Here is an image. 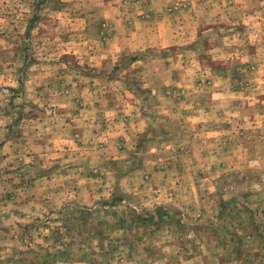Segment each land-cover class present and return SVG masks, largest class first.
Masks as SVG:
<instances>
[{
    "label": "rangeland",
    "instance_id": "1",
    "mask_svg": "<svg viewBox=\"0 0 264 264\" xmlns=\"http://www.w3.org/2000/svg\"><path fill=\"white\" fill-rule=\"evenodd\" d=\"M83 1L0 0V264H264L263 8L225 6L201 39L190 35L185 47L207 58L203 72L169 69L160 53L141 59L151 70L125 54L124 72H109L163 91L169 76H185L203 82L191 88L200 97L216 79L233 103L196 100L187 113L208 111L193 128L150 97L143 133L116 138L105 114L94 129L103 140L77 133L83 146L64 154L52 145L76 93L71 68L88 59ZM197 1L171 0L166 10ZM125 103L134 107L122 119L135 117Z\"/></svg>",
    "mask_w": 264,
    "mask_h": 264
},
{
    "label": "crops",
    "instance_id": "2",
    "mask_svg": "<svg viewBox=\"0 0 264 264\" xmlns=\"http://www.w3.org/2000/svg\"><path fill=\"white\" fill-rule=\"evenodd\" d=\"M143 1L149 2L143 4ZM169 1L171 0L83 1L86 7V13H84L83 17V30L85 31V39L87 40L85 41V46L81 47L86 49L88 54L86 58L88 59L87 61L86 59L78 61V65H80L78 66V70L75 69L76 66H74L75 68H71L78 73V78H75L73 75V79L71 80L76 93H73L72 100H69V109L59 114V118L62 121L58 122L59 124L55 130L57 139L54 145H52L56 150H61L64 154H68L74 148L82 147V143L74 138L77 136V133L82 135V138L78 139L83 143H85L83 137L86 133L95 139L100 137V140H103L104 134L95 132V130H98L99 125L97 119L99 118L104 122L105 118L102 115L105 114L107 116L106 124L109 127H116L113 131L116 138L130 133H143L150 125V115H147L149 113L147 102L150 100V97L151 100L159 103L161 114L167 117L183 118L181 120L182 126L186 124L193 128L201 126L199 121L196 122L197 118H199L197 114L202 116L208 111L204 107V110H195L196 114L187 113L186 108H190L196 100L201 99L206 103H217L218 100L222 102L224 98L226 104L228 100L233 103V95L228 94V90L222 91L223 87L218 86L216 79L208 82V86L212 88L213 94L211 96L200 97L199 94L195 93L197 89L191 91V88L203 85V82L198 81L197 84L196 81L193 82L185 76L181 78L169 76L167 80L163 81V91L157 84L152 86L148 83V79H143L144 85L142 84L143 87H140L135 85L131 80H121L119 72L113 75L109 73L111 69L124 72L125 63H123L122 59L125 54H133L134 59H136L137 55H140L137 60L131 62V66L135 67L143 59L158 57L157 53H160L161 56L159 57L166 56L168 60L170 59L168 65L172 67L169 69L180 68L184 75L185 71L188 74L189 70H196V68H199L203 72V70H206L205 63L207 62V58L203 54L199 55V51L195 50L196 48L185 46L195 40L201 39V33L206 31L203 29L208 27L207 22H215L220 17L221 12H224L225 6L233 8L241 5V7H244L246 3H249L257 6L259 9L263 8L262 11L264 10V1L260 0L240 1V4L236 3L239 2L237 0H200L191 9L169 12L166 10ZM201 7L204 8L199 10L198 8ZM148 10L152 11L150 18L138 16V13L141 14L143 11ZM249 12H252V10H247L244 14L247 15ZM248 17L253 18L254 14H249ZM190 35H193V41H191L192 37ZM102 38L108 40L105 42ZM78 46L80 47V44ZM169 47L173 48L174 54L165 53V50ZM186 56H190L192 60L190 58L187 59ZM140 63L144 70H151L153 68L150 67L151 62H148L149 64L145 62ZM178 72L179 70H176V73ZM170 79L173 80L168 81ZM112 85H119L122 88L121 92L124 94L120 96L118 91H113ZM170 88H179L175 89V91H180V95L177 92L173 93L174 96L171 93L168 94L167 90ZM187 92L189 95H185ZM172 97L177 104L168 103L172 100ZM176 98L181 100V102L177 101ZM129 99L131 103H135L136 112L135 117L125 118L127 121L129 119L127 125V123H124L125 120L122 117L125 114H129L130 110L134 107V105H131V109H128L129 104L125 102H128ZM88 103L95 105L86 107ZM73 104L74 108H72ZM80 106H83V108ZM121 112L125 113L122 114ZM114 120L116 121L115 124L113 123ZM179 124L180 121L177 122L178 126ZM126 125L127 128H124ZM180 133H183V131ZM171 134L169 132L166 135L170 136Z\"/></svg>",
    "mask_w": 264,
    "mask_h": 264
}]
</instances>
